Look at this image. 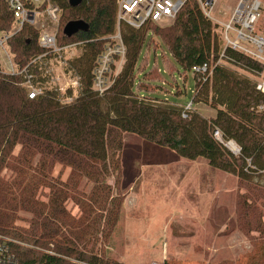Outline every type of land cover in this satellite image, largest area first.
<instances>
[{"label": "trees", "instance_id": "trees-1", "mask_svg": "<svg viewBox=\"0 0 264 264\" xmlns=\"http://www.w3.org/2000/svg\"><path fill=\"white\" fill-rule=\"evenodd\" d=\"M55 1L61 10L58 43L86 42L84 54L73 62L82 79L80 97L69 106L61 105L53 94L30 100L16 78L0 73V234L24 244L14 245L18 264H73L64 257L101 263L93 253L80 251L68 237L63 242H58L57 237L66 236L61 221L67 215L69 202L79 207L81 219L93 213L89 205L102 207L107 202L110 188L105 185L104 170L110 138L115 133L137 135L189 161L203 159L210 167L241 181L251 180L253 174L264 177V111H260L264 95L257 91L255 81L225 66H214L224 49L222 34L195 0L186 2L170 27H121L126 62L114 86L102 97L92 91V70L106 39L115 33L116 2L83 0L72 7L69 0ZM14 22L7 4L0 0V33L10 32ZM70 24L84 27L68 37L65 31ZM150 26H156L153 34L161 38L163 47L184 72L203 64L213 67L206 83H198L195 77L192 101L209 106L216 111V117L207 119L190 111L183 118V107L157 97L149 96L155 102L139 98V93L149 94L141 89L147 83L145 77L157 74L156 70L137 68ZM258 32L264 35L259 29ZM38 37L36 29L25 26L9 41L13 61L19 68L42 52ZM152 44L150 41L148 46ZM226 53L239 64L231 66L245 72L264 70L260 62L239 52L228 49ZM215 130L225 142L234 141L241 148L239 156L214 138ZM56 165L70 169L66 181L54 177ZM2 172L9 176H2ZM89 185L86 197L85 187ZM40 190L49 191L47 212L37 205ZM102 192L106 198L100 197ZM20 210L38 216L33 217L27 234L16 231L11 222V216L16 218ZM82 230L75 229L71 234ZM39 247L49 249L37 253Z\"/></svg>", "mask_w": 264, "mask_h": 264}, {"label": "rangeland", "instance_id": "rangeland-1", "mask_svg": "<svg viewBox=\"0 0 264 264\" xmlns=\"http://www.w3.org/2000/svg\"><path fill=\"white\" fill-rule=\"evenodd\" d=\"M261 1L263 11L258 29L264 33V0ZM236 2H219L216 19L227 20ZM173 24L157 27L164 29ZM155 27L150 26L148 36L146 33L137 68L145 72L156 70L157 74L146 76L147 83L141 89L150 98L185 107L192 102L194 74L176 65L161 38L153 34ZM150 41L153 44L148 46ZM83 54L82 48L77 56ZM75 64L78 68L79 62ZM223 66L256 81L248 72L229 64ZM193 110L207 119L216 117V111L204 104H193ZM108 153L104 170L105 185L110 188L107 202L102 207L89 205L93 213L85 214L83 219L79 207L69 202L67 215L61 221L66 236L57 237L58 242L68 237L80 251L93 253L100 264H264V177L253 174L251 180L241 181L210 167L203 159H183L134 134H113ZM53 175L66 181L70 169L56 165ZM90 187H85L86 197ZM39 194L37 205L47 212L49 191L40 190ZM100 197L106 198V193H100ZM16 215L11 216L12 225L23 234L30 231L33 217L38 218L37 214L23 210ZM75 229L83 230L71 234ZM46 249L49 248L39 247L36 251L46 253ZM64 259L73 264H88Z\"/></svg>", "mask_w": 264, "mask_h": 264}, {"label": "built area", "instance_id": "built-area-1", "mask_svg": "<svg viewBox=\"0 0 264 264\" xmlns=\"http://www.w3.org/2000/svg\"><path fill=\"white\" fill-rule=\"evenodd\" d=\"M3 1L7 4L15 22L10 32L0 33V73L16 78L30 100L53 94L61 105L69 106L75 103L80 97L83 86L81 76L73 62L86 42L77 41L64 45L58 43L61 10L55 0ZM187 1L115 0L116 30L106 39L102 51L95 59L92 70V91L99 97L104 96L114 86L125 65L127 47L121 30L123 25L140 30L149 25L159 26L163 23L174 22ZM195 1L205 17L219 25L221 29L224 49L215 67L224 64L239 65L226 53L228 49L260 62L264 67V35L258 32V24L262 18L261 0H238L232 13L224 22L215 17V8L222 0ZM25 26H30L39 32L38 44L42 52L32 57L28 64L19 68L13 61L8 44ZM191 71L197 82L204 84L211 78L213 67L203 64L193 67ZM248 71L256 80L257 91L264 95V70L251 69ZM158 72L160 73L159 69ZM149 96L150 94L145 92L139 93L141 100L155 102L149 99ZM193 104L192 101L183 107V118L187 117V112L194 111ZM260 111H264V107H260ZM213 136L227 148V142L223 140L218 130L214 131ZM231 153L239 156L241 148L238 146V152ZM14 245L24 244L0 234V264L19 263L14 252Z\"/></svg>", "mask_w": 264, "mask_h": 264}, {"label": "water", "instance_id": "water-1", "mask_svg": "<svg viewBox=\"0 0 264 264\" xmlns=\"http://www.w3.org/2000/svg\"><path fill=\"white\" fill-rule=\"evenodd\" d=\"M82 1L83 0H69V4L72 7H77L82 3ZM83 27H81L79 24H70L66 28L65 34L66 36L70 37L71 35L76 33L80 28H83Z\"/></svg>", "mask_w": 264, "mask_h": 264}, {"label": "bare ground", "instance_id": "bare-ground-1", "mask_svg": "<svg viewBox=\"0 0 264 264\" xmlns=\"http://www.w3.org/2000/svg\"><path fill=\"white\" fill-rule=\"evenodd\" d=\"M227 148L233 152V153H237L238 152V145L234 142V141H230L226 143Z\"/></svg>", "mask_w": 264, "mask_h": 264}, {"label": "crops", "instance_id": "crops-1", "mask_svg": "<svg viewBox=\"0 0 264 264\" xmlns=\"http://www.w3.org/2000/svg\"><path fill=\"white\" fill-rule=\"evenodd\" d=\"M237 2H238V0H237ZM237 2H236V4H237ZM235 6H236V5H235ZM234 8H235V7H234ZM234 8H233V9H234ZM232 11H233V10H231V13H232ZM231 13H230V14H231Z\"/></svg>", "mask_w": 264, "mask_h": 264}]
</instances>
